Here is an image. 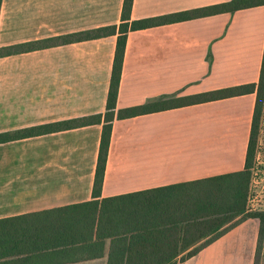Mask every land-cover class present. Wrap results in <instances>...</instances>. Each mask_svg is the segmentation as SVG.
Wrapping results in <instances>:
<instances>
[{
  "label": "crops",
  "instance_id": "crops-1",
  "mask_svg": "<svg viewBox=\"0 0 264 264\" xmlns=\"http://www.w3.org/2000/svg\"><path fill=\"white\" fill-rule=\"evenodd\" d=\"M228 1L134 0L131 18ZM123 6L124 0H3L0 48L120 24ZM116 46L111 36L0 58V133L105 113ZM263 58L264 5L132 31L117 110L258 84ZM256 101L254 93L116 119L98 199L102 125L2 143L0 220L69 223L77 214L53 211L243 171ZM231 224L186 264H254L259 220L241 216ZM90 235L92 251L86 245L59 249L57 263L44 252L28 264H109L113 240L100 239L96 227Z\"/></svg>",
  "mask_w": 264,
  "mask_h": 264
},
{
  "label": "trees",
  "instance_id": "trees-1",
  "mask_svg": "<svg viewBox=\"0 0 264 264\" xmlns=\"http://www.w3.org/2000/svg\"><path fill=\"white\" fill-rule=\"evenodd\" d=\"M134 0H124L121 23L49 39L0 48V58L48 48L117 36V46L105 113L44 124L14 132L0 133V144L51 133L102 125L93 195L100 198L109 156L113 123L175 108L256 94L253 125L245 170L211 178L161 187L127 197L77 204L53 211L59 217L77 214L69 223L29 226L30 216L0 220V261L22 257L0 264H28L32 257L46 252L53 263L63 251L78 246L92 251L87 243L96 227L100 239H112L109 264H186L188 259L227 233L237 218L260 222L254 264H264V210H251L253 173L257 159L259 133L264 113V58L258 84L223 88L191 97L160 100L141 106L117 110L128 35L162 25L183 22L223 13H233L264 5V0H231L173 14L132 20ZM3 0H0V14ZM127 198V199H125ZM123 199L122 201H119ZM41 215V214H40ZM57 224V225H56ZM47 229L50 235L38 233ZM57 229V230H54ZM212 236V237H211ZM204 244L196 246L204 239ZM196 246V247H195ZM193 247V248H192ZM192 248V249H191ZM187 252L180 260L178 257ZM92 255V252H89ZM24 257V258H23Z\"/></svg>",
  "mask_w": 264,
  "mask_h": 264
},
{
  "label": "rangeland",
  "instance_id": "rangeland-1",
  "mask_svg": "<svg viewBox=\"0 0 264 264\" xmlns=\"http://www.w3.org/2000/svg\"><path fill=\"white\" fill-rule=\"evenodd\" d=\"M259 133L257 159L253 173L250 209L264 210V113Z\"/></svg>",
  "mask_w": 264,
  "mask_h": 264
},
{
  "label": "built area",
  "instance_id": "built-area-1",
  "mask_svg": "<svg viewBox=\"0 0 264 264\" xmlns=\"http://www.w3.org/2000/svg\"><path fill=\"white\" fill-rule=\"evenodd\" d=\"M251 201V200H250ZM251 210H253V209H251Z\"/></svg>",
  "mask_w": 264,
  "mask_h": 264
}]
</instances>
